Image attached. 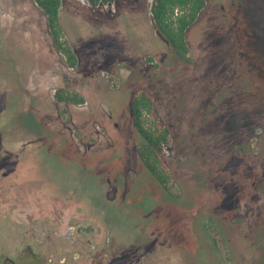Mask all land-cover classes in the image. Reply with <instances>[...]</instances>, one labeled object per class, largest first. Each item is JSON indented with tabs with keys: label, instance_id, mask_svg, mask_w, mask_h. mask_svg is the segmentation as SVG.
Returning a JSON list of instances; mask_svg holds the SVG:
<instances>
[{
	"label": "rangeland",
	"instance_id": "obj_1",
	"mask_svg": "<svg viewBox=\"0 0 264 264\" xmlns=\"http://www.w3.org/2000/svg\"><path fill=\"white\" fill-rule=\"evenodd\" d=\"M61 1L74 70L33 0H0V261L74 226L84 262L108 238L115 264H264V0H205L189 62L155 35L154 0ZM57 88L85 104H58ZM140 89L172 132L175 198L136 154Z\"/></svg>",
	"mask_w": 264,
	"mask_h": 264
},
{
	"label": "trees",
	"instance_id": "obj_2",
	"mask_svg": "<svg viewBox=\"0 0 264 264\" xmlns=\"http://www.w3.org/2000/svg\"><path fill=\"white\" fill-rule=\"evenodd\" d=\"M42 12L50 41L55 50L63 57L65 67L74 70L78 64L77 56L66 38L59 19L61 0H33ZM90 6L109 5L114 0H88ZM205 0H154L150 6V15L156 29L167 39L175 55L183 61H191L190 49L185 34L193 25L199 13L205 8ZM150 62L151 59H148ZM111 80V81H110ZM108 82L113 87L112 79ZM54 100L60 105L82 106L85 98L68 88H57ZM130 113L133 126L139 137L136 154L139 162L149 176L169 197H177L173 175L164 160V152L172 142V132L157 113L155 100L145 89L134 92ZM67 109L61 110L62 117ZM214 241L219 242L218 231L210 229ZM6 264V262H1Z\"/></svg>",
	"mask_w": 264,
	"mask_h": 264
},
{
	"label": "flooded vegetation",
	"instance_id": "obj_3",
	"mask_svg": "<svg viewBox=\"0 0 264 264\" xmlns=\"http://www.w3.org/2000/svg\"><path fill=\"white\" fill-rule=\"evenodd\" d=\"M74 226L68 227L64 232H59V231H52L54 234L53 237H51L48 233L49 231H43L40 230V233H44L42 236L37 237L41 239L40 245L38 247L30 244L26 246L25 248V253H20L18 257L11 260L10 264H115L113 259L109 258L108 253H109V239L107 238L106 240V253H99L98 255L94 256V258L91 259L89 262L87 261H82L83 254L82 256L80 255L82 250L73 253V249L77 248L78 240L77 238L74 237L75 233ZM43 239L48 240V248L49 244L51 241L54 243L56 240L60 239L61 241L56 243L58 246L55 247L51 244V248L56 249L55 252H51L48 249V253L45 251H38L39 247H41L45 241H42ZM55 239V240H52ZM87 243H90L88 241ZM89 246V245H87ZM63 248V250H58V249ZM83 250H85L86 247L83 246ZM43 249V247H42ZM79 250V249H78ZM87 254H90L91 251H86ZM122 264H141V258H138L131 262L130 260L128 261V258H125V260L121 259ZM1 264V261H0Z\"/></svg>",
	"mask_w": 264,
	"mask_h": 264
},
{
	"label": "water",
	"instance_id": "obj_4",
	"mask_svg": "<svg viewBox=\"0 0 264 264\" xmlns=\"http://www.w3.org/2000/svg\"><path fill=\"white\" fill-rule=\"evenodd\" d=\"M80 1V3L85 4V5H89L88 0H78ZM150 19H151V15H150ZM151 23L153 25V28L155 29V35L169 48V52L172 51V49L169 47V42L167 41V39L156 29L155 24L153 23L152 19H151ZM120 70V76L122 78V80H125L127 78V75L129 74V71H127L125 68H119Z\"/></svg>",
	"mask_w": 264,
	"mask_h": 264
},
{
	"label": "crops",
	"instance_id": "obj_5",
	"mask_svg": "<svg viewBox=\"0 0 264 264\" xmlns=\"http://www.w3.org/2000/svg\"><path fill=\"white\" fill-rule=\"evenodd\" d=\"M61 5H62V1H61ZM59 19H60V11H59Z\"/></svg>",
	"mask_w": 264,
	"mask_h": 264
}]
</instances>
